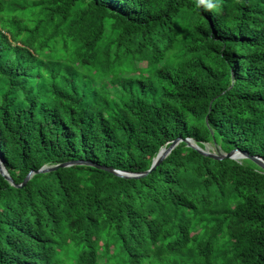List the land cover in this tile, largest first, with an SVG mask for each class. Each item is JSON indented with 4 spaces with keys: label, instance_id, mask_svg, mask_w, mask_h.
Returning a JSON list of instances; mask_svg holds the SVG:
<instances>
[{
    "label": "trees",
    "instance_id": "obj_1",
    "mask_svg": "<svg viewBox=\"0 0 264 264\" xmlns=\"http://www.w3.org/2000/svg\"><path fill=\"white\" fill-rule=\"evenodd\" d=\"M177 138L264 160V0H0V264H264V170Z\"/></svg>",
    "mask_w": 264,
    "mask_h": 264
},
{
    "label": "water",
    "instance_id": "obj_2",
    "mask_svg": "<svg viewBox=\"0 0 264 264\" xmlns=\"http://www.w3.org/2000/svg\"><path fill=\"white\" fill-rule=\"evenodd\" d=\"M185 141L186 144L188 146H191L193 148L198 149L202 154L208 155L210 157L213 158H222V157H227V158H232V159H237L235 157V154H238L240 156V158H249L251 159L256 165H258L260 168H262L264 170V160L261 157L258 156H253V155H249L246 151H242L239 149H233L227 153H215V152H211L208 150L207 147H205V149H201L199 148L195 142L190 139V138H177L175 140H173L167 147H161L156 156L152 159V163L149 167V169L147 171H145L144 173L152 170L170 151L171 149L179 142V141ZM82 163H89V162H84V161H71V162H66V163H61L59 165H55V166H42L39 170H37L36 172H43V171H49V170H53L55 169L57 166H68L71 164H82ZM101 168H104L118 176H125V177H137L140 174H132V173H128V172H124V171H120V170H116V169H111V168H107L104 166H99ZM33 173V171H29L28 174L26 175V177L24 178L23 183L30 177V175ZM0 174L7 179L12 185H13V181L10 178V176L8 175L6 169L4 168V166L2 165L1 161H0Z\"/></svg>",
    "mask_w": 264,
    "mask_h": 264
},
{
    "label": "rangeland",
    "instance_id": "obj_3",
    "mask_svg": "<svg viewBox=\"0 0 264 264\" xmlns=\"http://www.w3.org/2000/svg\"><path fill=\"white\" fill-rule=\"evenodd\" d=\"M207 147L209 149H212L209 145H207ZM213 151V150H212ZM240 159H243V158H238L237 160H240ZM112 243V247H113V255L111 256V260L109 263L111 264H121V263H128L127 260H128V254L122 252L120 249H119V245H118V242H111ZM103 261V260H101ZM138 263H150V264H157V263H160L159 261H156L155 259L152 258V256H148V257H144L142 259V262H138ZM171 259H168L167 260V264H171Z\"/></svg>",
    "mask_w": 264,
    "mask_h": 264
},
{
    "label": "bare ground",
    "instance_id": "obj_4",
    "mask_svg": "<svg viewBox=\"0 0 264 264\" xmlns=\"http://www.w3.org/2000/svg\"><path fill=\"white\" fill-rule=\"evenodd\" d=\"M235 157L238 159V158H240V156L238 155V154H235Z\"/></svg>",
    "mask_w": 264,
    "mask_h": 264
}]
</instances>
